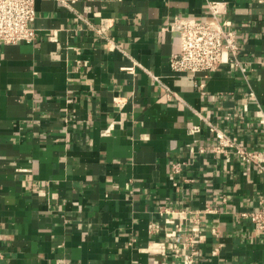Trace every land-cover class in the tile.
Masks as SVG:
<instances>
[{
    "label": "crops",
    "instance_id": "1",
    "mask_svg": "<svg viewBox=\"0 0 264 264\" xmlns=\"http://www.w3.org/2000/svg\"><path fill=\"white\" fill-rule=\"evenodd\" d=\"M209 1L36 0V40L0 41V264H182L195 225L192 264H264V229L244 214L264 175L190 147L217 141L200 113L264 149V0H219L245 71L176 73L173 26L209 17ZM101 17L117 46L92 28ZM207 204L218 211L198 214Z\"/></svg>",
    "mask_w": 264,
    "mask_h": 264
},
{
    "label": "built area",
    "instance_id": "2",
    "mask_svg": "<svg viewBox=\"0 0 264 264\" xmlns=\"http://www.w3.org/2000/svg\"><path fill=\"white\" fill-rule=\"evenodd\" d=\"M36 0H0V41L4 43H33L38 30L35 27L36 20ZM67 3L66 0H61ZM224 3L219 0L208 2L210 15L205 19L192 17H181L176 20L174 28L180 33L179 50L170 57L171 69L180 74L197 76L203 72L216 71L221 65L234 61L240 66L242 71L246 70L244 65H240L237 59H232L231 55L237 54V43L235 31L228 28L231 24L228 20H221L220 14L223 11ZM114 21L112 18L101 17L99 25L91 23L102 38L110 45L117 46L111 36V29ZM128 67L127 69H133ZM150 75L161 81V77L148 71ZM169 97L178 94L170 87L166 86ZM200 117L208 125L209 129L215 134L217 141L214 144L196 145L195 141L190 144L192 152L215 154H236L240 159L248 164H253L260 173L264 175V149H250L241 143L237 137L217 125L212 119L200 114ZM202 129L200 124L194 125L190 133L195 135ZM186 160H175L172 164V170L175 173L182 171ZM225 199V198H224ZM218 209L213 205H206L205 208L198 210V214L216 213ZM183 213V211H182ZM181 214V213H180ZM248 215L258 229H264V197L259 199L256 208L244 213ZM169 222L177 223L175 219L168 218ZM212 231L219 233L217 227L213 226ZM204 241L203 230L199 225L192 227L190 233L186 235L185 247H191L193 253L182 255V264H192L193 255L196 253V245ZM156 247L161 242H155ZM220 246L215 247L214 254H217Z\"/></svg>",
    "mask_w": 264,
    "mask_h": 264
}]
</instances>
